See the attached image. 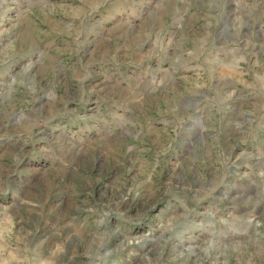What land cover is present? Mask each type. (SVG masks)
I'll list each match as a JSON object with an SVG mask.
<instances>
[{
    "label": "rangeland",
    "instance_id": "374dc122",
    "mask_svg": "<svg viewBox=\"0 0 264 264\" xmlns=\"http://www.w3.org/2000/svg\"><path fill=\"white\" fill-rule=\"evenodd\" d=\"M189 1L0 0V264H264V120L258 154L157 161L156 112L194 80L157 88L138 20L186 62Z\"/></svg>",
    "mask_w": 264,
    "mask_h": 264
},
{
    "label": "crops",
    "instance_id": "0c3cea01",
    "mask_svg": "<svg viewBox=\"0 0 264 264\" xmlns=\"http://www.w3.org/2000/svg\"><path fill=\"white\" fill-rule=\"evenodd\" d=\"M208 4L189 1L194 26L204 24L203 37L192 42L186 62L185 55L180 58L181 49L175 47L180 45L176 41L179 35L163 37V15L150 16L151 9L138 20L145 25L143 31L154 32L156 38L150 43L141 38L138 52L143 58L136 62L156 73L157 88H163L167 80L183 88L179 82L183 76L194 80L178 106L162 114L156 112L162 120L156 129L162 151L157 160L160 168L181 158L180 153H188L189 147L207 152L209 159L213 152H224L225 161L235 152L243 153L245 146L258 154L264 120V0H213ZM165 57L168 63H164ZM191 119L200 127H194ZM128 131H124L128 135L125 139L131 146L137 141L134 136L148 135L142 128L137 134L133 129Z\"/></svg>",
    "mask_w": 264,
    "mask_h": 264
}]
</instances>
